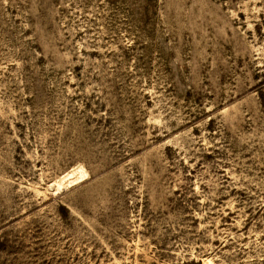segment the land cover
<instances>
[{
  "label": "rangeland",
  "instance_id": "rangeland-1",
  "mask_svg": "<svg viewBox=\"0 0 264 264\" xmlns=\"http://www.w3.org/2000/svg\"><path fill=\"white\" fill-rule=\"evenodd\" d=\"M0 264H264V0H0Z\"/></svg>",
  "mask_w": 264,
  "mask_h": 264
}]
</instances>
